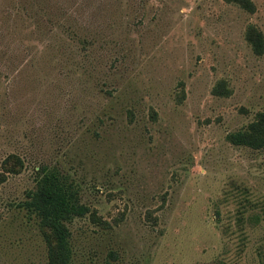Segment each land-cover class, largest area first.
<instances>
[{
	"label": "rangeland",
	"instance_id": "1",
	"mask_svg": "<svg viewBox=\"0 0 264 264\" xmlns=\"http://www.w3.org/2000/svg\"><path fill=\"white\" fill-rule=\"evenodd\" d=\"M0 0V264H47L23 206L55 167L69 264H264V0ZM260 33L253 52L248 28ZM93 213V219L89 213Z\"/></svg>",
	"mask_w": 264,
	"mask_h": 264
},
{
	"label": "trees",
	"instance_id": "2",
	"mask_svg": "<svg viewBox=\"0 0 264 264\" xmlns=\"http://www.w3.org/2000/svg\"><path fill=\"white\" fill-rule=\"evenodd\" d=\"M230 1L249 8L248 0ZM245 39L254 53H261L263 43L260 33L249 27L245 32ZM226 139L232 145L252 149L264 147V111L257 112L244 129L228 133ZM6 161L0 170V183L4 180L6 172H16L21 166L15 157L11 165ZM22 204L37 216L39 227L49 235L46 236L47 264H69L71 251L67 223L74 217L89 212L88 207L79 201L77 189L72 181L55 167H39L34 189L27 193V199ZM89 215L93 219V213L90 212Z\"/></svg>",
	"mask_w": 264,
	"mask_h": 264
}]
</instances>
